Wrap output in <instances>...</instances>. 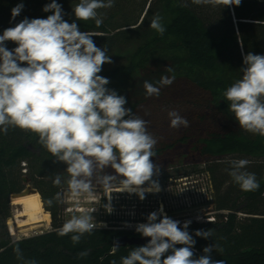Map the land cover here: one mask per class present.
<instances>
[{
	"label": "trees",
	"instance_id": "trees-1",
	"mask_svg": "<svg viewBox=\"0 0 264 264\" xmlns=\"http://www.w3.org/2000/svg\"><path fill=\"white\" fill-rule=\"evenodd\" d=\"M21 2L24 8L12 20L11 9ZM50 2L0 0V35L24 17L51 15L42 10ZM57 2L63 7L65 20L77 22L81 31L98 34L93 37L95 44L105 46L111 60L115 59L111 65H103L100 75L109 78L107 87L126 97V105L133 113L150 98L173 99L188 111L189 126H182L176 141L163 142L161 147L155 148L156 156L152 159H159L180 145L193 154L195 161L213 162L206 171L214 180L217 210L229 213L217 215L216 222L190 224L188 231L196 241L195 257L204 254V247L216 244L219 250L213 249V260H223L225 264H264V137L242 130L222 95L241 77L242 51L264 54V0H242L239 6L225 7L197 5L192 0H115L114 7L98 10L103 14L99 28L92 20H76L72 8L79 0ZM156 14L162 17L166 29L163 35L149 27ZM5 44L9 50L17 46L12 41ZM170 66L174 69L175 81L161 88L158 97H147L143 82L155 83L162 75H172L165 71ZM234 156L251 162L246 170L256 174L259 190L244 192L232 181L227 171L230 160L226 165L220 161ZM42 162L47 165L52 162V168H41ZM23 163L28 166L32 180L37 174L50 178L48 189L52 197L58 192L53 178L66 167L38 143L35 134L11 128L6 135L0 132V223L11 216V196L22 190L23 178L27 176L22 172ZM60 175L65 177L64 173ZM167 178L154 177L159 184ZM227 180L233 184L224 191ZM46 200L44 197L46 211L53 217V230L18 242L25 259H35L37 264H111L112 260L119 264L120 257L138 247H122L115 256L110 255L115 240L130 233L114 229H97L73 245L71 234L60 237L56 233L64 223L59 219L61 204L49 208ZM113 220L114 217L106 216V221ZM199 229H211L212 236L207 239L195 236ZM16 243L0 234V264H22L13 251ZM83 251L88 255L78 258L77 254Z\"/></svg>",
	"mask_w": 264,
	"mask_h": 264
},
{
	"label": "clouds",
	"instance_id": "clouds-1",
	"mask_svg": "<svg viewBox=\"0 0 264 264\" xmlns=\"http://www.w3.org/2000/svg\"><path fill=\"white\" fill-rule=\"evenodd\" d=\"M242 0H192L197 5L239 6ZM115 0H79L72 8L78 21H94L97 28L103 24L98 10L110 9ZM24 8L21 2L11 9L12 20ZM51 12L46 18L24 17L0 35V132L20 129L38 137V143L66 165L67 193L72 197H91L97 190L106 193L135 194L141 201L147 194L161 191L158 179L160 168L154 164L158 140L148 130V122L127 108V99L107 87L110 80L100 75L103 65L111 64L108 49L98 47L97 33L81 31L77 22L64 19V10L57 0H51L43 9ZM149 27L158 34L166 31L162 17L153 16ZM17 46L9 50L5 42ZM241 77L227 87L222 95L245 132L264 137V54L242 51ZM172 75H162L155 83L145 80L147 97H158L161 88L176 79L174 69H165ZM170 127H188L189 121L175 110L169 111ZM248 159L229 161L228 174L241 191L255 192L260 183L254 172L247 171ZM54 186H62V176L53 178ZM64 192L58 191L45 201L51 208L64 203ZM105 210L113 212L112 195L107 197ZM90 212L71 214L56 229L60 237L71 234L73 245L85 234L91 235L103 224H98ZM191 220L181 222L169 217L163 204L138 223L135 231L149 238L143 246L131 248L119 264H225L213 260V249L203 248V255L195 257V239L188 229ZM126 226L127 223H126ZM195 236L207 239L212 230L199 229ZM180 245L179 247H177ZM119 243L110 247V255L119 251ZM22 264H37L25 259L19 243L13 248ZM87 251L77 254L78 258ZM111 264H117L112 260Z\"/></svg>",
	"mask_w": 264,
	"mask_h": 264
},
{
	"label": "rangeland",
	"instance_id": "rangeland-1",
	"mask_svg": "<svg viewBox=\"0 0 264 264\" xmlns=\"http://www.w3.org/2000/svg\"><path fill=\"white\" fill-rule=\"evenodd\" d=\"M114 60H112V63ZM125 106L128 108L127 105ZM172 110L177 111L179 115L185 119L188 115L186 109L180 107L178 102L175 103L174 100L170 98H150L149 102L138 109L135 113L148 122V130L158 140L155 148L161 147L163 142H174L180 138L182 126L178 129L170 127L168 112ZM192 155L193 154L187 152V149L184 146L176 145L165 152L159 159H154V164H157L160 168L158 178H163L164 176H167L168 178L162 180L160 183L161 191L159 193L147 194L146 199L143 201H141L135 194H132L133 197L130 198V195L127 193L111 194L104 192L103 189L97 190L91 197L83 195L74 198L66 191L67 185L65 181L68 174L65 171V167L64 170L59 171L60 174L64 173L65 175V177L62 178V186L58 187V191L64 192V203L61 204V210L58 211L59 219L64 222L71 214L79 215L84 212H90L93 208H96V211L91 213L95 218V221H105L107 215L109 216V219L119 216L120 213L123 214V216L132 217L140 212L155 211L156 208H159L160 205L163 204L165 213L174 220H179L181 222L180 226L182 227L184 221H192V218L198 213L205 214L208 213L207 211L210 209H212V212H217L214 180L206 171L208 166L213 165V162L207 163L200 160L195 161V158L192 157ZM241 158L242 157L237 156L226 157L220 162L223 165H226L228 164V160L231 161ZM51 164L52 162H49L48 165L42 162L39 166L49 170L52 168ZM22 167L25 169L22 172L27 175L24 176V178L27 179V183L25 184L23 182L21 184V192L30 189L33 194H39L43 202L44 210L46 211L44 197L46 199L52 198L51 190L48 189L51 184L50 178L37 174L35 180H32L30 176H28V166L23 163ZM54 168L57 169V166ZM220 175L221 173L217 174L219 178ZM232 184L233 183L230 180L226 182L223 188L224 191H228V187H231ZM110 195H112L111 203L114 209L111 214H109L103 206L108 202L107 197ZM104 198L106 199L105 203ZM12 200L11 196V216L4 223H0V234L7 235L10 242H19L24 239L38 237L53 230V217L50 212H48L51 215V221L49 224H43L42 227L17 228L16 222L21 208L13 205ZM68 209L72 210L69 212ZM217 215H221V213ZM239 216H244V214L239 213ZM9 222L15 224V234H12ZM107 223L108 227L112 226L114 228L111 229L114 230L117 229L115 228L116 226L130 227V225L126 226V224H120L118 222L112 224L109 222Z\"/></svg>",
	"mask_w": 264,
	"mask_h": 264
},
{
	"label": "bare ground",
	"instance_id": "bare-ground-1",
	"mask_svg": "<svg viewBox=\"0 0 264 264\" xmlns=\"http://www.w3.org/2000/svg\"><path fill=\"white\" fill-rule=\"evenodd\" d=\"M12 199V204L21 208L17 217V228L42 227L43 224L50 223L51 215L44 210L39 194L32 193L23 197H12ZM9 227L12 234H15V224L9 222Z\"/></svg>",
	"mask_w": 264,
	"mask_h": 264
},
{
	"label": "built area",
	"instance_id": "built-area-1",
	"mask_svg": "<svg viewBox=\"0 0 264 264\" xmlns=\"http://www.w3.org/2000/svg\"><path fill=\"white\" fill-rule=\"evenodd\" d=\"M158 208L155 209V211L157 210ZM72 209H68V211L70 212ZM212 209L208 210L207 212L208 213H205V214H202V213H198L196 214L193 218H192V223H207V222H216L217 221V214H220L221 215H224V216H227L228 215V211H211ZM153 212V211H151ZM151 212H140V213H137V215L135 216H132V217H128V216H123V214L120 213L119 216L117 217H114L115 220L113 221H96L98 224H103L104 226L103 227H100L98 229H111V228H114L112 226L108 227V223L109 222L110 224L114 223V222H118L120 224H126L127 225H130V227H118L116 226L115 228H117L116 230H122V231H126V229H132L135 231V226L138 224V223H144L146 222V217L149 213ZM135 225V226H133Z\"/></svg>",
	"mask_w": 264,
	"mask_h": 264
},
{
	"label": "water",
	"instance_id": "water-1",
	"mask_svg": "<svg viewBox=\"0 0 264 264\" xmlns=\"http://www.w3.org/2000/svg\"><path fill=\"white\" fill-rule=\"evenodd\" d=\"M23 182L26 184L27 179L23 178ZM32 194L30 189H26L22 191L21 193L14 194L12 197H23ZM149 238L146 237H128V236H122L115 240L114 243L118 242L120 248L127 247V246H143L148 242Z\"/></svg>",
	"mask_w": 264,
	"mask_h": 264
},
{
	"label": "flooded vegetation",
	"instance_id": "flooded-vegetation-1",
	"mask_svg": "<svg viewBox=\"0 0 264 264\" xmlns=\"http://www.w3.org/2000/svg\"><path fill=\"white\" fill-rule=\"evenodd\" d=\"M126 232H130L127 234H124L123 236H128V237H142L139 233H137L136 231L132 230V229H126Z\"/></svg>",
	"mask_w": 264,
	"mask_h": 264
}]
</instances>
